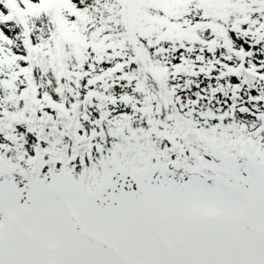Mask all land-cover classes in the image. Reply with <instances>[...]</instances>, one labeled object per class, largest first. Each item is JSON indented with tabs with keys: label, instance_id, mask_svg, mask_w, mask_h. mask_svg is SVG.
<instances>
[{
	"label": "snow or ice",
	"instance_id": "obj_1",
	"mask_svg": "<svg viewBox=\"0 0 264 264\" xmlns=\"http://www.w3.org/2000/svg\"><path fill=\"white\" fill-rule=\"evenodd\" d=\"M0 264H264V0H0Z\"/></svg>",
	"mask_w": 264,
	"mask_h": 264
}]
</instances>
